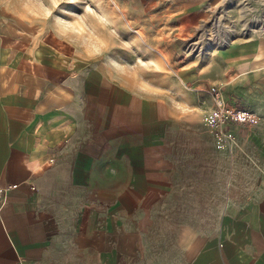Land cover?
I'll return each instance as SVG.
<instances>
[{
  "label": "crops",
  "instance_id": "crops-1",
  "mask_svg": "<svg viewBox=\"0 0 264 264\" xmlns=\"http://www.w3.org/2000/svg\"><path fill=\"white\" fill-rule=\"evenodd\" d=\"M27 34L0 21V264H264V35L133 88ZM214 85L259 116L226 148Z\"/></svg>",
  "mask_w": 264,
  "mask_h": 264
},
{
  "label": "rangeland",
  "instance_id": "rangeland-1",
  "mask_svg": "<svg viewBox=\"0 0 264 264\" xmlns=\"http://www.w3.org/2000/svg\"><path fill=\"white\" fill-rule=\"evenodd\" d=\"M0 21L88 66L108 64L133 88H150L178 57L264 27V0H0Z\"/></svg>",
  "mask_w": 264,
  "mask_h": 264
},
{
  "label": "built area",
  "instance_id": "built-area-1",
  "mask_svg": "<svg viewBox=\"0 0 264 264\" xmlns=\"http://www.w3.org/2000/svg\"><path fill=\"white\" fill-rule=\"evenodd\" d=\"M241 31L242 34L238 37H226L213 41L209 47H205L203 53H207L209 50H220L236 38L249 37L255 34L264 35L263 26H259L255 29H242ZM208 95L212 98V106L206 115L205 123L213 134L215 141H217L218 146L221 148L228 147V145L235 140V134L230 130V125H238L242 127L257 125L259 116L244 107L240 108L225 103L220 87L216 85L211 86ZM9 187L10 186H2L0 184V212L1 208L6 203L7 195L5 193Z\"/></svg>",
  "mask_w": 264,
  "mask_h": 264
},
{
  "label": "snow or ice",
  "instance_id": "snow-or-ice-1",
  "mask_svg": "<svg viewBox=\"0 0 264 264\" xmlns=\"http://www.w3.org/2000/svg\"><path fill=\"white\" fill-rule=\"evenodd\" d=\"M67 11H71V10L69 9V10H67Z\"/></svg>",
  "mask_w": 264,
  "mask_h": 264
}]
</instances>
